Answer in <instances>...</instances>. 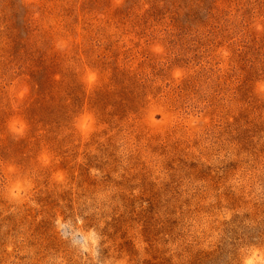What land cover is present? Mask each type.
<instances>
[{
	"label": "rangeland",
	"instance_id": "rangeland-1",
	"mask_svg": "<svg viewBox=\"0 0 264 264\" xmlns=\"http://www.w3.org/2000/svg\"><path fill=\"white\" fill-rule=\"evenodd\" d=\"M0 264H264V0H0Z\"/></svg>",
	"mask_w": 264,
	"mask_h": 264
}]
</instances>
